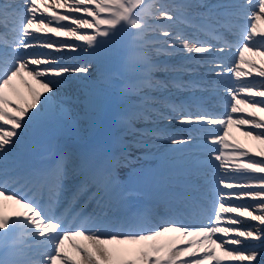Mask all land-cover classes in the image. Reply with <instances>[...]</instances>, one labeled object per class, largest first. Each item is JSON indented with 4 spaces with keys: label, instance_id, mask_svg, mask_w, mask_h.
Wrapping results in <instances>:
<instances>
[{
    "label": "snow or ice",
    "instance_id": "snow-or-ice-1",
    "mask_svg": "<svg viewBox=\"0 0 264 264\" xmlns=\"http://www.w3.org/2000/svg\"><path fill=\"white\" fill-rule=\"evenodd\" d=\"M261 23L264 0H0V264H264ZM105 118L162 166L121 178Z\"/></svg>",
    "mask_w": 264,
    "mask_h": 264
},
{
    "label": "bare ground",
    "instance_id": "bare-ground-1",
    "mask_svg": "<svg viewBox=\"0 0 264 264\" xmlns=\"http://www.w3.org/2000/svg\"><path fill=\"white\" fill-rule=\"evenodd\" d=\"M260 27L261 28H264V23H261L260 24ZM253 59H256V60H260V59H264V58H261V57H253ZM155 77L157 78V79H163L164 78V74H162V75H155ZM17 87H18V89H19V91L21 92V93H26V89H24L23 88V86L22 85H20V84H18L17 85ZM154 95H158L159 93H153ZM233 136L236 138V139H238V140H240L241 142H244V143H248L251 147H253V149L254 150H256V149H258L260 146L258 145V144H256L255 142H252V141H249L246 137H244L240 132H237V131H235L234 129H233ZM86 137V136H85ZM87 138V137H86ZM141 146H143V145H141ZM54 152H56V150H54ZM72 168H75V167H70V169H72ZM85 179L84 178H82V180L80 179L79 181L80 182H83ZM75 184V183H74ZM74 184H73V186H74ZM3 204H4V207H6V208H13L14 207V204L11 202V201H7V200H5V201H3Z\"/></svg>",
    "mask_w": 264,
    "mask_h": 264
},
{
    "label": "rangeland",
    "instance_id": "rangeland-1",
    "mask_svg": "<svg viewBox=\"0 0 264 264\" xmlns=\"http://www.w3.org/2000/svg\"><path fill=\"white\" fill-rule=\"evenodd\" d=\"M70 134H71V133H69V134H67V135H64V137H65L66 140H68V141H69L70 139H72V137H73V136H72L73 134H72L71 136H70Z\"/></svg>",
    "mask_w": 264,
    "mask_h": 264
}]
</instances>
